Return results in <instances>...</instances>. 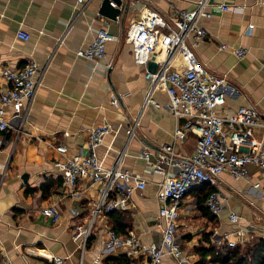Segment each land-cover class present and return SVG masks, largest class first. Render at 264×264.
Wrapping results in <instances>:
<instances>
[{
    "label": "crops",
    "instance_id": "1",
    "mask_svg": "<svg viewBox=\"0 0 264 264\" xmlns=\"http://www.w3.org/2000/svg\"><path fill=\"white\" fill-rule=\"evenodd\" d=\"M197 1L120 0L117 21L98 14L102 0H84L85 6L76 4V0H0V71L6 67L21 68L29 59L46 66L30 109L29 125L19 136L13 130L0 131V262L8 257L12 264H52L47 256H57L64 264L80 263L81 254L73 241L72 228L89 219L98 186L85 190L86 182L80 181L78 193H69L62 184L56 168L58 156L51 147L64 144L69 153L85 151L89 128L107 121L113 131L104 137L97 156L105 167H110L125 146L128 124L140 113L136 138L129 142L122 166L140 174L146 187L131 195L129 209L121 213H125L126 232L134 231L143 243L161 240L156 218L159 209L156 183L160 177L137 157L138 153L145 147L155 152L174 143L177 152L192 154L197 135L188 133L185 140L174 142L175 130L186 120L169 112L164 92L154 94L160 108L149 105L141 111L147 89L144 77L147 67L134 63L126 31L142 17L147 6L166 15L172 9L192 10ZM222 4L228 5L229 10L222 11ZM200 24L207 31V38L197 43L190 38L188 43L211 72L226 76L230 91L222 113L229 115L239 107L252 105L264 117L261 0H210ZM19 29L29 36L27 41L16 37ZM101 29L115 38L107 42L104 60L95 64L77 57L75 52L88 46ZM62 34L64 42L54 51ZM222 45L227 48L221 49ZM235 49L245 50L244 56H236ZM109 62L111 67L106 69ZM175 63L183 66L179 59ZM6 88L0 75V94ZM113 98L118 99V106L111 105ZM5 111L8 117L13 109L6 107ZM252 131L256 138L264 136L260 127ZM247 168L248 179L235 180L227 172L220 175L223 210L218 217L198 208L195 192L184 197L177 236L188 258L185 264L193 263L192 250L208 232H212L213 243L218 242L222 233L233 234L240 227L243 230L236 238L238 243H243L241 239L245 242L264 239V201L253 188L256 182L264 185V170L254 165ZM50 202H56L62 213L56 224L39 213ZM231 213L239 217L238 223L229 220ZM105 228L113 229L107 217L96 224L82 264H111L106 259L120 254L112 252L97 260ZM163 261L177 264L167 257Z\"/></svg>",
    "mask_w": 264,
    "mask_h": 264
},
{
    "label": "built area",
    "instance_id": "2",
    "mask_svg": "<svg viewBox=\"0 0 264 264\" xmlns=\"http://www.w3.org/2000/svg\"><path fill=\"white\" fill-rule=\"evenodd\" d=\"M82 3L84 0H76V4ZM261 4L264 5V0H261ZM209 6L210 0H198L192 10L172 9L166 15L147 6L142 17L126 31V39L132 45L134 63L145 68L150 61L158 65L154 73L145 70L147 89L141 111L149 105L160 108L154 94L157 91L166 93L169 112L177 119L186 120L181 128L175 130L174 142L185 140L188 133L196 134L197 142L194 152L188 155L177 152L174 143L165 144L155 152L147 147L139 151L137 157L149 166L153 174L160 177L156 183L159 201L156 218L161 227V240L158 243H143L132 230L119 234L105 228L97 260L118 252L131 264H167L163 261L164 257L177 264L187 263L188 258L177 236L184 197L198 188H212L204 201V207L211 216L218 217L223 210L220 175L227 172L235 180L248 179L249 165L264 170V136L256 138L252 131L255 127L264 131V117L252 105L239 107L229 115L223 114V106L230 91L226 76L211 72L198 60L188 43L190 38L195 43L207 38V31L201 26L200 20ZM220 8L222 11L229 10L226 4L220 5ZM73 22L69 24L68 30ZM16 37L25 41L29 39L21 29L16 32ZM64 39L65 34H62L56 40L54 51L63 44ZM114 39L113 35L101 29L88 46L79 48L75 54L99 64L106 56L107 42ZM226 48V45L221 46V49ZM233 52L240 58L245 54L243 49ZM177 59L182 62V67L175 66ZM110 67V62L106 63V69ZM45 72L46 66L41 67L32 59L27 60L21 68L6 67L0 71L7 85L0 94V131L13 130L18 136L24 132L30 123V109ZM111 105L118 106V99L113 98ZM6 107L13 109L8 117ZM140 114L128 124L125 146L117 153L110 167H105L97 156L104 137L113 131L107 121L89 128L85 151L69 153L64 144L51 147L58 156L56 168L62 184L69 193H78L80 181L86 182L85 190L98 186L97 200L89 219L72 228L73 241L77 242L81 254L79 264H82L83 254L99 219L113 212L128 210L131 195L146 187V181L140 174L122 166L127 146L136 138ZM253 188L259 191V198L264 201V185L256 182ZM39 213L52 224L58 223L62 216L56 202L42 206ZM229 220L238 223L239 217L231 213ZM242 230L240 227L233 234L222 233L216 243L233 248L238 244L236 238ZM231 236L235 239H231ZM241 242L245 240L241 239ZM46 259L52 264H64V260L57 256H47ZM0 264L12 262L4 257Z\"/></svg>",
    "mask_w": 264,
    "mask_h": 264
},
{
    "label": "trees",
    "instance_id": "3",
    "mask_svg": "<svg viewBox=\"0 0 264 264\" xmlns=\"http://www.w3.org/2000/svg\"><path fill=\"white\" fill-rule=\"evenodd\" d=\"M198 199V208L206 210L204 201L212 188L205 186L193 190ZM115 232L125 234L127 223L125 213L113 212L106 216ZM121 231V232H118ZM123 232V233H122ZM212 232L205 233L199 242V245L192 250L195 259L192 264H264V239L260 238L254 242L238 243L230 248L225 244L218 245L211 240ZM111 264H131L123 255L110 256L106 263Z\"/></svg>",
    "mask_w": 264,
    "mask_h": 264
},
{
    "label": "water",
    "instance_id": "4",
    "mask_svg": "<svg viewBox=\"0 0 264 264\" xmlns=\"http://www.w3.org/2000/svg\"><path fill=\"white\" fill-rule=\"evenodd\" d=\"M120 5V0H102L98 14L116 20L120 14ZM157 66L156 62L150 61L147 65V69L150 73H154Z\"/></svg>",
    "mask_w": 264,
    "mask_h": 264
}]
</instances>
